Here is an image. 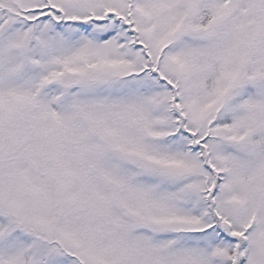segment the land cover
<instances>
[{
  "label": "snow or ice",
  "instance_id": "obj_1",
  "mask_svg": "<svg viewBox=\"0 0 264 264\" xmlns=\"http://www.w3.org/2000/svg\"><path fill=\"white\" fill-rule=\"evenodd\" d=\"M0 264H264V0H0Z\"/></svg>",
  "mask_w": 264,
  "mask_h": 264
}]
</instances>
